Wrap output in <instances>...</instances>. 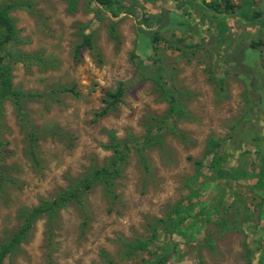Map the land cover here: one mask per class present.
I'll use <instances>...</instances> for the list:
<instances>
[{"label":"rangeland","instance_id":"obj_1","mask_svg":"<svg viewBox=\"0 0 264 264\" xmlns=\"http://www.w3.org/2000/svg\"><path fill=\"white\" fill-rule=\"evenodd\" d=\"M196 1L0 0L20 105L0 103V264H264V35Z\"/></svg>","mask_w":264,"mask_h":264},{"label":"trees","instance_id":"obj_2","mask_svg":"<svg viewBox=\"0 0 264 264\" xmlns=\"http://www.w3.org/2000/svg\"><path fill=\"white\" fill-rule=\"evenodd\" d=\"M111 0H93L95 4L98 6H105L110 3ZM260 4L263 10L261 11V15L255 13L254 17H251V13L253 10V6L250 2L244 1L234 10L227 5H225L222 9H219V6L214 1L205 2V0H199L195 2V5L198 6L200 9H203L206 12H209L211 16H220L222 18H240V19H251L258 23L259 33L264 35V0H260ZM8 8H0V103L2 100L11 99L16 110L19 109V96L13 91L11 88L10 83V76H9V59L13 58V55L8 53L5 48L11 41L13 40L14 29L10 18L7 15ZM86 43V40H84ZM85 44H80L74 48L73 55L76 56L79 52V48ZM253 48V47H252ZM22 57V56H20ZM17 59V58H16ZM19 59V58H18ZM133 59L136 60V66L140 65L139 60L133 56ZM164 85V84H163ZM162 86V85H161ZM164 97L167 100V110H166V118L169 120H176L184 115V109L179 101V93L174 89H168L161 87ZM125 92V85L123 82H117L115 86V90L113 92L107 93V98L105 103L109 106L115 104L119 101L120 97ZM219 144L211 141L210 142V152H214V155L211 158V163L213 164V170L217 171L221 168L220 166V158L218 156ZM110 149L112 150L113 159H112V169L109 168H101L99 170L94 171L88 179H86L85 183H83L84 187H88L92 185L94 182L105 179L113 172H116L115 166L118 161H121L125 154L128 152V148L126 145L113 141L110 145ZM195 174L196 176L199 175V171L201 168L200 162H195ZM263 168L261 169V173L264 174V162L262 163ZM112 172V173H111ZM203 207L201 204L200 208ZM39 211V209H35L34 213ZM175 219H169L170 225H172L173 229L177 228V225L180 222H183V219L180 217V212L176 210L175 212ZM200 215V213H197ZM8 252V249L4 246L0 250V261L2 257ZM247 255H251V249L247 248L246 250ZM170 257L165 256L163 259L151 261H145L143 264H166L167 259Z\"/></svg>","mask_w":264,"mask_h":264}]
</instances>
